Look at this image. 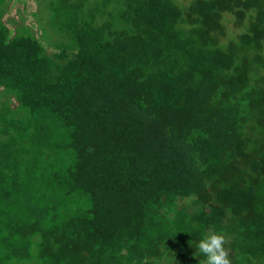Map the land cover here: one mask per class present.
Listing matches in <instances>:
<instances>
[{
  "label": "trees",
  "instance_id": "obj_1",
  "mask_svg": "<svg viewBox=\"0 0 264 264\" xmlns=\"http://www.w3.org/2000/svg\"><path fill=\"white\" fill-rule=\"evenodd\" d=\"M12 1L0 264H264V0Z\"/></svg>",
  "mask_w": 264,
  "mask_h": 264
},
{
  "label": "clouds",
  "instance_id": "obj_2",
  "mask_svg": "<svg viewBox=\"0 0 264 264\" xmlns=\"http://www.w3.org/2000/svg\"><path fill=\"white\" fill-rule=\"evenodd\" d=\"M223 243V236L219 232H201L195 242V253H199L201 264H230Z\"/></svg>",
  "mask_w": 264,
  "mask_h": 264
},
{
  "label": "rangeland",
  "instance_id": "obj_3",
  "mask_svg": "<svg viewBox=\"0 0 264 264\" xmlns=\"http://www.w3.org/2000/svg\"><path fill=\"white\" fill-rule=\"evenodd\" d=\"M45 1V0H44ZM35 2H37V0H35ZM43 3V2H42ZM24 5H22V4H20V3H18L16 0H13L12 2H11V5L9 6V10H10V13L7 15V17L6 18H11V17H15V16H17V13H18V8H21V9H23L24 8V10H26V12L28 13V12H35V11H37L38 10V8H37V5L35 4V3H33V2H27V5H25L24 7H23ZM31 21V20H30ZM230 261V260H229Z\"/></svg>",
  "mask_w": 264,
  "mask_h": 264
}]
</instances>
